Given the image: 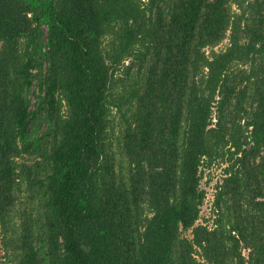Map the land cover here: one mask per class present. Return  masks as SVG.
<instances>
[{"label": "trees", "instance_id": "obj_1", "mask_svg": "<svg viewBox=\"0 0 264 264\" xmlns=\"http://www.w3.org/2000/svg\"><path fill=\"white\" fill-rule=\"evenodd\" d=\"M1 250L264 264V0H0Z\"/></svg>", "mask_w": 264, "mask_h": 264}, {"label": "rangeland", "instance_id": "obj_2", "mask_svg": "<svg viewBox=\"0 0 264 264\" xmlns=\"http://www.w3.org/2000/svg\"><path fill=\"white\" fill-rule=\"evenodd\" d=\"M235 10V8H234ZM228 40H225L223 43H221L217 50H223L228 45ZM39 93V88H34V94L32 99L35 98V96ZM33 102H35L33 100ZM45 128L42 129L41 132L44 131ZM227 168V164L224 162H215L211 165V167H203L202 170V176L203 179L201 181V188L206 191V199L204 201V205L201 209L200 219L196 223V226L204 225L207 226L210 229L215 228L216 220L219 218L218 212L215 210V196L217 191V186L221 184V180L225 177V169ZM23 210L25 208V201L24 199L20 200V204L16 207V210ZM221 212L224 210V207ZM183 236L187 237L189 239H192V231L183 232ZM0 253L3 255V251L1 250ZM244 256L248 257V250L243 251Z\"/></svg>", "mask_w": 264, "mask_h": 264}]
</instances>
